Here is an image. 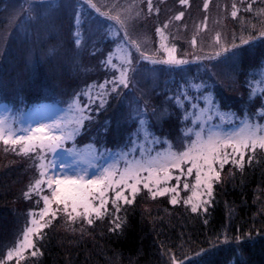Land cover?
<instances>
[{
    "label": "rangeland",
    "instance_id": "rangeland-1",
    "mask_svg": "<svg viewBox=\"0 0 264 264\" xmlns=\"http://www.w3.org/2000/svg\"><path fill=\"white\" fill-rule=\"evenodd\" d=\"M95 1L97 4L92 0H0V10L5 9V13L0 15L5 17L8 32L14 31L13 34L18 36L22 25L31 23L37 31L49 29L57 38H52L53 43L63 46L65 50V54L60 55L57 46L32 41L36 35H40L32 28L27 29L23 49L21 44L6 48V62L2 63L4 69L7 65V76L0 80V85H3L0 87L6 91L0 97L13 96L12 93L17 91L25 99L36 96L47 98L55 93L71 91L74 99L67 108L50 109L46 117L35 118L27 124L18 121L16 115L10 114L7 109L0 110V138L6 141L0 140V168L3 170L6 165L26 168L24 174L20 173V179L28 195L23 200L30 207L26 223L20 213L11 214L13 220L8 227L5 226L7 231L0 241V247L4 246L0 250V264H21L27 258L40 256L38 240L49 227L64 226L67 229L72 226L66 222L91 226L92 222L106 221L111 216L115 217L114 209L123 207L141 193L164 197L170 203L183 204L193 212L208 213L214 188L221 181L225 168H241L249 163L244 158L248 147L252 155L264 151V123L249 121L254 117L245 99L252 97L253 90L242 84V72V76L238 72L232 73L237 71L233 70L236 65L233 58L217 69L211 67L210 77L218 72L222 81H229L228 87L223 86L221 90L227 92V100L238 110V114L242 112L241 109H248L245 111L247 120L236 129L227 132L222 129V125L233 121L235 116L215 108V99L221 96V84L218 86L209 80L206 76L208 68L195 65L196 68L189 69L196 71L197 77L193 80L194 85L192 83L195 91L188 93V100L196 92L202 93L206 89L204 96L200 97L206 100L205 106L196 113L193 110L188 113L187 117L193 119L195 128L185 131L188 136L185 144L180 139L181 148H175V144L168 141L159 147L158 136L153 130L156 127L153 126H164L165 121H171L169 117L174 114L168 109L170 105L160 106L159 102L151 101L146 103L144 95L152 94L154 89L140 84L142 80L132 75L133 68L138 70L141 65L143 72L138 76H144L145 80V75L150 72L145 70V66L155 67L156 63L150 57H154L152 55L158 49L168 55L169 61L176 63L177 54L171 45V34L166 28L159 29L155 37L141 30L130 31L128 26L133 27V19L140 20L145 13L157 12L151 5L153 0H148L147 4L142 0L124 3ZM238 1L248 4L251 0ZM100 3L105 7L97 9L96 5ZM141 5H146L148 11L142 10ZM105 10L110 12V21L106 19L108 12ZM61 12L71 14L69 30L67 21L60 22L64 20ZM94 12L100 15L96 16ZM73 24L76 31L72 34ZM4 35V38L8 37L6 31ZM248 35H237L238 44L230 38L223 40L221 45L226 53L233 54L240 48L239 42L249 39ZM71 36L77 39L73 45L69 44ZM108 40L115 41L117 45L107 50ZM32 48L35 54L30 57ZM243 50L247 55L256 53L255 49ZM27 51L30 53L26 56L24 53ZM38 64H42V70ZM259 73L263 77L262 89L263 66ZM12 75L18 81L11 88L7 84ZM150 75L153 76V73ZM91 76L96 77L93 85L86 83V80L92 79ZM39 81L43 82L40 86L37 85ZM47 83L53 84V87H45ZM53 88L65 90L56 92ZM181 97L183 100L184 97L180 95L178 99ZM163 103L167 104L168 101ZM117 105L123 108L112 120L110 116ZM133 115L142 137L135 142L130 139L134 148L128 152L106 156L107 149L114 145L115 136L124 132L123 127L128 123L130 127L135 125L130 123ZM112 121L114 126L111 128L109 124ZM13 142H17V145ZM232 149L236 151L235 154H232ZM134 150L136 156L133 155ZM26 155L35 165L36 159L39 161L41 174H36L34 184L31 164L21 160L24 159L21 156ZM9 227L13 228L12 232H9ZM16 234L18 238L13 237ZM161 263L178 264L179 258L171 254Z\"/></svg>",
    "mask_w": 264,
    "mask_h": 264
},
{
    "label": "trees",
    "instance_id": "trees-1",
    "mask_svg": "<svg viewBox=\"0 0 264 264\" xmlns=\"http://www.w3.org/2000/svg\"><path fill=\"white\" fill-rule=\"evenodd\" d=\"M114 1L124 3L128 0H112ZM142 1L148 3V0ZM100 5L105 7L103 3ZM151 5L157 12L145 13L140 20L133 19V27L128 26L130 31L141 30L155 37L159 29H168L171 45L175 47L177 54L175 59H183L184 63L191 60L185 65L186 69L196 68L195 65L199 64V67H206L210 72L211 67L217 69L223 62L233 58L236 60L233 70L237 71L232 70V73L241 75L242 72L243 81L252 66L264 57V0H251L248 4L238 0H153ZM141 6L142 10L148 11L146 5ZM4 10L1 8L0 13ZM64 13H60L63 14L61 18H64L60 22L67 21L69 30L70 14ZM5 25V17L0 15V80L4 75L7 76V65L4 69L2 63L6 62V48L21 44L23 49L29 28L40 35H36L32 41L57 46L60 55L65 54L63 46L53 43L52 38L55 37L49 29L37 31L31 23L23 24L21 34L18 32L16 36L14 31L8 32ZM5 31L7 38H4ZM241 33L249 34V39L239 42L241 45L238 47L241 49L237 48L233 54L226 53L221 45L222 41L232 38L238 44L236 36ZM72 38L73 36L69 37L71 45L74 44ZM27 41L30 43V40ZM243 49H255L256 53L247 55ZM33 51L34 48L31 53L27 51L24 55L30 53L31 57L35 54ZM157 51L152 55L154 57H150L151 61H155V67L152 69L150 65L145 66V70L150 73L165 68L161 61H164L166 54L161 49ZM38 66L42 70V64ZM174 69L180 75L182 69L176 66ZM142 70L141 65L138 70L133 68L132 77L141 79L142 85L153 87V93L143 97L146 103L159 102L160 106L172 107L174 115L169 117L171 121H165L167 129L164 127V130L174 136L178 118L167 89L171 90L175 81L162 76L152 79L154 74L151 76L150 73L145 75L144 80V76H138ZM215 77L217 85L221 84V98L228 103L227 92L221 89L229 81H222L218 72ZM90 78L92 79L86 80V83L92 84L96 80L95 76ZM17 81L12 75L8 84L13 87ZM42 83L39 81L37 85ZM47 84H44L45 87H53V84ZM157 87L160 91L156 90ZM53 89L56 92L65 90ZM140 90L142 92L141 88ZM165 101L168 103H163ZM122 108L117 105L110 119H115ZM109 125L112 128L113 121ZM109 125L107 124V128ZM123 135L124 132L117 134L118 140ZM244 158L249 163L243 167H226L223 171L221 181L214 188L208 213L193 212L183 204L170 203L164 197H151L148 192L141 193L123 207L114 209L115 217L111 216L106 221L101 219L96 224L92 222L91 226L66 222L72 226L68 228L66 225L67 229L64 226L49 227L41 233L38 240L41 255L27 258L21 264H162L161 261L171 254L179 258L178 264H264V151L253 155L250 152ZM22 168L14 165H6L3 170L0 168V241L7 231L5 226L8 227L13 220L11 214L20 213L24 222L30 209L23 200L25 193L20 173L24 174L26 168ZM12 231L13 228L9 227V232ZM17 235L13 237L16 238ZM1 249H4L3 245Z\"/></svg>",
    "mask_w": 264,
    "mask_h": 264
}]
</instances>
